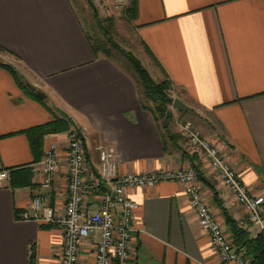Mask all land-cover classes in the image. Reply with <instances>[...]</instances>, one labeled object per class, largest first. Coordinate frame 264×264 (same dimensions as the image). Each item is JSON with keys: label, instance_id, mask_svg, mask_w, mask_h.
<instances>
[{"label": "crops", "instance_id": "crops-1", "mask_svg": "<svg viewBox=\"0 0 264 264\" xmlns=\"http://www.w3.org/2000/svg\"><path fill=\"white\" fill-rule=\"evenodd\" d=\"M137 3L141 44L159 74L154 80L168 78L173 99L190 109L169 110L173 139L143 108L136 76L112 57L94 55L72 0H0V47L6 51L0 63L44 95V103L31 98L0 66V173L9 174L0 182V264H61L62 230L18 219L33 214L40 194L57 210L65 207L67 165L44 189L40 162L50 144L65 146L68 132L45 136L38 150L27 133L56 119L69 120L83 137L91 165L96 144L103 142L116 148L121 175L196 167L204 197L230 241L228 218L256 238L246 212L189 148L181 125L192 122L250 193L264 197V0ZM127 195L140 206L132 264H221L183 185L164 182ZM94 249L85 250L81 264H94Z\"/></svg>", "mask_w": 264, "mask_h": 264}, {"label": "built area", "instance_id": "built-area-1", "mask_svg": "<svg viewBox=\"0 0 264 264\" xmlns=\"http://www.w3.org/2000/svg\"><path fill=\"white\" fill-rule=\"evenodd\" d=\"M181 134L189 148L203 156L246 212L257 231L256 237L264 234V197L250 193L227 157L192 122L181 125ZM94 151L97 161L91 165L86 143L76 130L68 132L62 149L57 144H50L40 162L41 184L44 189L51 188L60 167L66 164L65 207L63 211L57 210L48 195L40 194L32 202L33 214L25 212L18 216L20 221H35L62 230L61 264H81L89 246L95 247L94 264H132L134 216L140 206L128 197L127 192L154 188L164 182L184 186L199 226L208 233L221 264H252L246 248L233 245L214 215L194 168L121 175L114 146L99 142ZM8 179V172L0 173V182Z\"/></svg>", "mask_w": 264, "mask_h": 264}, {"label": "trees", "instance_id": "trees-1", "mask_svg": "<svg viewBox=\"0 0 264 264\" xmlns=\"http://www.w3.org/2000/svg\"><path fill=\"white\" fill-rule=\"evenodd\" d=\"M138 12V3L137 0H132L130 6L126 9V15L129 19L135 20L137 18ZM94 17L97 23L98 28L102 31L104 37L106 38L108 44L116 49L117 45L114 43L110 31L104 27L103 21L99 18L98 13L95 10ZM109 21V20H108ZM84 28V27H83ZM86 32V30H85ZM86 37L91 45V48L94 52V55L97 57L99 54H102L106 57H111V52L109 49L105 47V45L101 42H98L96 39H93L86 32ZM122 53L128 61L132 64L135 69L136 75L138 76V84L142 87V99L146 101V103L142 102V106L145 109L151 111L154 115L157 122H160L161 129L166 132L168 138L173 139L174 135L169 132V126L171 121V113L169 108L173 106L174 99L171 96V91L173 89L171 81L166 78L165 81L161 83H155L148 71L142 66L139 60H137L131 54L125 53L123 51H119ZM148 54L152 56L149 50H147ZM6 51L0 47V54H4ZM0 66L6 69L14 78L16 84L20 87V89L26 93L31 98L44 103V98L38 96L39 91L35 88L30 87L22 77L16 72V70L7 64L0 63ZM148 102L156 105L154 108H150L147 106ZM163 122L161 123V120ZM73 129L71 122L67 119H56L55 121L35 128L31 131H28V134H32V146L34 150H38V148L42 145L43 139L45 136L50 134H60L70 132ZM34 136V138H33ZM165 137V135H164ZM192 161L197 159V156L192 155ZM196 168V167H194ZM198 176L201 180V175ZM228 224L231 226L232 234H233V245L235 247L246 248L249 257L251 258L252 264H264V234L258 235L256 238H253L251 234L244 230L243 228L238 227L237 224H234L229 218L227 219Z\"/></svg>", "mask_w": 264, "mask_h": 264}, {"label": "rangeland", "instance_id": "rangeland-1", "mask_svg": "<svg viewBox=\"0 0 264 264\" xmlns=\"http://www.w3.org/2000/svg\"><path fill=\"white\" fill-rule=\"evenodd\" d=\"M132 0H92L94 7L89 5L86 0H72L76 9L78 18L86 30L87 34L98 42L105 45L111 52V57L129 74L136 76L137 73L128 59L119 51L131 54L140 61L142 66L148 71L152 79L157 78L158 72L151 58L145 53L141 39L138 34L136 20L129 19L126 15V9L130 6ZM104 23V27L110 31L116 49L112 48L104 37L100 28H98L94 13ZM109 20V21H108ZM2 54H0V57ZM166 78L163 80L165 81ZM155 83H158L154 80ZM141 90L142 87L140 86ZM148 105L152 108L156 107L151 102ZM173 106L169 108L172 111ZM178 111V110H177ZM163 119L161 120V123Z\"/></svg>", "mask_w": 264, "mask_h": 264}, {"label": "water", "instance_id": "water-1", "mask_svg": "<svg viewBox=\"0 0 264 264\" xmlns=\"http://www.w3.org/2000/svg\"><path fill=\"white\" fill-rule=\"evenodd\" d=\"M89 5H91L92 7H94V4L92 2V0H86ZM38 96L41 98H44V95L42 93H38ZM173 108L182 112V113H186L188 112L190 109L188 106H186L181 100L179 99H175L174 103H173Z\"/></svg>", "mask_w": 264, "mask_h": 264}]
</instances>
